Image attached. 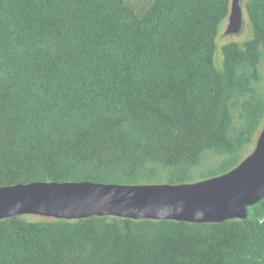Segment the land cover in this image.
Listing matches in <instances>:
<instances>
[{
    "label": "trees",
    "instance_id": "16d2710c",
    "mask_svg": "<svg viewBox=\"0 0 264 264\" xmlns=\"http://www.w3.org/2000/svg\"><path fill=\"white\" fill-rule=\"evenodd\" d=\"M230 0H0V187L183 184L227 173L264 123V0L214 55ZM207 155L218 160L196 173ZM0 264H264V198L219 223L0 220Z\"/></svg>",
    "mask_w": 264,
    "mask_h": 264
},
{
    "label": "water",
    "instance_id": "95a60500",
    "mask_svg": "<svg viewBox=\"0 0 264 264\" xmlns=\"http://www.w3.org/2000/svg\"><path fill=\"white\" fill-rule=\"evenodd\" d=\"M244 0H230L228 32L241 27ZM264 198V123L250 154L227 173L183 184L118 185L33 182L0 187V220L38 215L77 220L114 216L133 220L219 223L244 219Z\"/></svg>",
    "mask_w": 264,
    "mask_h": 264
},
{
    "label": "rangeland",
    "instance_id": "374dc122",
    "mask_svg": "<svg viewBox=\"0 0 264 264\" xmlns=\"http://www.w3.org/2000/svg\"><path fill=\"white\" fill-rule=\"evenodd\" d=\"M147 1L148 0H127V2L129 4L136 7L138 10H141V9L143 10L145 8ZM245 2H246V0H244L242 2V5H244ZM228 25H229V21H228V19H226L224 21V23L221 25L220 31H219V34L217 37V50H216V53L214 55V65H215L216 69H218V70L221 69V67H222L221 46L226 44V43H229V42H242V41L248 39L251 35L250 27H249V21L244 14V10H243V14H242L241 27L237 33L228 32ZM259 71L262 74L263 78H262L261 82L257 84V88L260 92H263V94H264V60L259 65ZM258 133H256L253 142L245 148L243 155H242L243 158L246 157L248 154H250L252 152V150L254 149ZM217 160L218 159L216 157H214L212 155H207L203 161V164L198 169H196V173H200L207 166L213 164ZM26 218L28 220H33V221L34 220L47 219V218H44V217H41L38 215H26Z\"/></svg>",
    "mask_w": 264,
    "mask_h": 264
}]
</instances>
